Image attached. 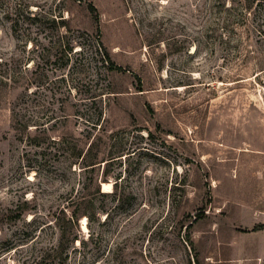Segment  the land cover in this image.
I'll return each mask as SVG.
<instances>
[{"label":"rangeland","instance_id":"374dc122","mask_svg":"<svg viewBox=\"0 0 264 264\" xmlns=\"http://www.w3.org/2000/svg\"><path fill=\"white\" fill-rule=\"evenodd\" d=\"M81 192L64 264H264V0H0V249Z\"/></svg>","mask_w":264,"mask_h":264},{"label":"trees","instance_id":"16d2710c","mask_svg":"<svg viewBox=\"0 0 264 264\" xmlns=\"http://www.w3.org/2000/svg\"><path fill=\"white\" fill-rule=\"evenodd\" d=\"M92 10L94 11V9ZM118 70L121 71L120 68H118ZM14 115L12 117L13 120H15ZM61 139L62 142H60V144H63L65 140L63 138ZM98 156V154L91 156L90 148H88L84 155L82 151H79L77 154L74 153V155L71 156V160L73 165L81 166L82 168L91 167V169H94L96 165L98 167L101 162H104V160L99 161ZM95 193L102 197L109 195L101 193L99 187H97ZM112 195L118 197L122 196L118 191L117 183L113 184ZM65 202L66 205L59 209V211L47 216V218H53L52 224L44 222L43 219L36 218V216L27 222L23 221L24 228L18 233L21 237V241L19 242L22 244L17 245L12 240L7 239L5 243L2 244V249H0V251L10 252V250H14L20 245L25 247L32 246V248L36 249V256L32 260L26 261V264H55L56 261L64 264L68 256V249L77 241H79L80 245L84 244V241L80 237L79 224L83 218L89 220L87 211L91 206L85 201V196L82 192L79 193L78 196L69 194ZM23 212L24 209L18 211L14 216L8 217L13 222L22 221L21 217ZM9 213L12 215L13 212L9 211ZM260 229L261 226L254 230ZM48 234L49 237H56L55 244H48L46 241Z\"/></svg>","mask_w":264,"mask_h":264},{"label":"bare ground","instance_id":"6f19581e","mask_svg":"<svg viewBox=\"0 0 264 264\" xmlns=\"http://www.w3.org/2000/svg\"><path fill=\"white\" fill-rule=\"evenodd\" d=\"M102 189H103V191L105 192H110L111 191V189H112V186H111V184H102Z\"/></svg>","mask_w":264,"mask_h":264}]
</instances>
